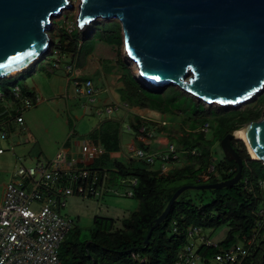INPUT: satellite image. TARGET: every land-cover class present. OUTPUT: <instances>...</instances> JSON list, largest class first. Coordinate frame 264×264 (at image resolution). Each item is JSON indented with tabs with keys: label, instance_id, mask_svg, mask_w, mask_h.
<instances>
[{
	"label": "trees",
	"instance_id": "trees-1",
	"mask_svg": "<svg viewBox=\"0 0 264 264\" xmlns=\"http://www.w3.org/2000/svg\"><path fill=\"white\" fill-rule=\"evenodd\" d=\"M53 27L52 22L48 33L51 41L50 48L38 63L13 77L0 79V92L4 96V102L12 101L10 89L14 86H18L23 95L29 93V88L19 82L30 77L38 64L46 61L48 56L56 55V52L65 58H70L76 68L84 65L85 59L92 51V47L85 46L84 42L93 43L98 38L107 44L114 45L117 51L122 44L119 27L108 29L109 31L104 30L99 26V20L90 24L84 32L57 29L54 33ZM118 63L124 68L120 60ZM121 79L124 87L118 91L121 93L122 102L128 107L149 110L162 115H172L174 112L185 113L192 120L188 129L182 128L179 135H174L165 127H157L154 130L159 135L162 134L167 143L176 147L182 162L180 158L179 161L172 162V168L166 174V171L162 172L160 168L154 169V164L133 159L122 149V123L112 119L100 122L89 132L88 142L100 145L105 153L92 162L91 171L98 175L99 182L105 181L107 185L119 184L126 177L137 179V186L133 189L132 197L138 201L139 207L137 211L121 221L120 228H115V221L112 219L94 218L88 240L60 244L62 252L58 254L61 263L173 264L177 252L187 242L188 230L194 227L202 231L226 226L228 228L226 238L218 244L221 249L234 245L242 238H249L252 227L258 219L256 211L259 207L264 208V192L258 186L259 181H264V166L259 161L249 158L242 142L234 141L232 146L244 161L238 184L231 188L211 190L208 196L194 195L189 198L182 193L173 203L166 219L152 230L148 244H144L150 227L162 214L170 198L179 188L216 183L214 166V173L210 174L207 181L201 177L212 166L211 150L215 143H220L225 135L238 128L230 125L229 119L220 118L212 138L207 139L206 134L200 132L199 128L204 121H208L207 118L221 115L222 109L206 107L172 86L157 90L147 88L140 91L139 82L134 77L122 76ZM2 107L3 103L0 105V115L3 116V118L0 116L1 120L6 117ZM257 116L258 113L251 111L246 118L242 119V122L254 121ZM142 123L146 127L149 124L141 118H134L127 130L131 131L136 141L134 144L140 149L144 144L138 142L136 137L138 127ZM147 130L151 131L148 127ZM194 149L199 153V157L188 153ZM226 163L229 164V174L225 176L224 181L233 178L237 173V165L234 162L226 161ZM198 252L202 256L201 261L208 264L220 252V249L203 246ZM131 254L137 255L141 261L133 260ZM242 264H264V241L258 242L250 250V255L242 261Z\"/></svg>",
	"mask_w": 264,
	"mask_h": 264
},
{
	"label": "water",
	"instance_id": "water-1",
	"mask_svg": "<svg viewBox=\"0 0 264 264\" xmlns=\"http://www.w3.org/2000/svg\"><path fill=\"white\" fill-rule=\"evenodd\" d=\"M72 7L71 0H0V79L35 59L38 63L50 48L52 19ZM77 8L78 30L97 20L118 21L125 58L152 82L150 89L172 86L204 105L232 109L264 91V0H78ZM240 129L244 141L234 138ZM234 141L264 166L263 116L219 143L224 159L237 165L236 175L179 188L150 227L145 245L186 190L238 184L244 161Z\"/></svg>",
	"mask_w": 264,
	"mask_h": 264
},
{
	"label": "rangeland",
	"instance_id": "rangeland-1",
	"mask_svg": "<svg viewBox=\"0 0 264 264\" xmlns=\"http://www.w3.org/2000/svg\"><path fill=\"white\" fill-rule=\"evenodd\" d=\"M71 1L72 9L64 10L58 17L52 19L54 33L57 32V29L67 30L68 26L75 28L79 32H84L88 28L78 30L76 24L78 0ZM99 26L104 30L119 27L122 39L118 21L99 20ZM56 41L57 39L55 38ZM84 45L92 47L91 54L85 59L83 66L74 67L73 74L79 79L90 78L92 80L97 94L94 103H90L87 98L75 95L73 83L70 82L68 84L67 82L64 71L65 61L60 63L58 69L54 68L57 58L55 54L48 56L46 61L38 64L37 69L30 77L19 82L21 85H25L30 90L35 91L40 100L34 107L21 112L22 127L15 122L12 116L13 111L19 105L12 101L4 103L5 107L8 108L6 117L2 120L0 119V135L6 134V139L0 140V148L4 151L3 155H0V202L3 199L4 188L19 167L34 168L37 162L47 164L61 148H64L66 152L67 161L77 160V156H79L78 152H76L78 146L83 142L89 143V132L105 119L124 121L122 123V149L128 154L126 145L132 135L131 131L129 133L126 130L130 116L126 112L132 114L133 108H125L126 112L123 109H117L110 115L105 114L103 110L105 106L112 103H123L120 98L121 93L118 91L124 87L122 76L134 77L139 82L138 89L140 91H144L147 88L139 81L133 65L127 62L123 42L118 51L114 45L107 44L98 38L93 43L84 42ZM118 60H120L124 68L119 65ZM66 62H70V58L66 57ZM147 86L150 85L147 84ZM205 106L223 110L218 117L207 118L211 128L206 133V138L211 139L220 118L229 119V124L233 125L234 128L244 126L246 123L245 121L242 122V119L246 118L251 111L258 113L257 119L254 121L263 118L264 91L260 96L236 109L217 105ZM139 111L142 112L141 110ZM145 112L153 120L146 122L149 123L147 127L151 131L156 128V125L152 124V122L158 123V120H164L167 124L165 129L171 131L174 135H179L182 128L188 129V126L192 123V120L185 113L174 112L172 115H162L149 110H145ZM153 136L154 138L141 148L147 155L154 156L153 168L155 169L160 166L157 156L160 152L167 150L168 143L160 140V138L164 137L162 134L159 135L154 131ZM73 142L76 145H73ZM211 153V164L216 169L214 173L216 183L222 182L225 176L229 174V164L224 159L219 142L215 143ZM179 158L181 161V155H179ZM166 168L167 174L170 172L172 165L167 164ZM131 179V177H126L119 184L111 185H107L103 181V188L100 194L93 198L60 197L58 204L55 206V211L60 217H65L73 223L62 243L71 244L75 241L85 242L88 240L93 228L94 218L96 217L112 219L115 221V228H120L121 221L128 218L132 212L137 211L139 207V203L135 198L127 196L128 191L131 190L133 192V189L130 188ZM66 185L72 186L71 183H66ZM210 191L186 190L183 194L192 198L194 195L208 196ZM39 206L38 203H34L33 208L37 209ZM227 231L228 228L226 226L214 230L203 229L202 236L213 244H220L225 240ZM60 247L58 253L62 252V246ZM197 264L204 263L199 261ZM208 264L216 263L210 260Z\"/></svg>",
	"mask_w": 264,
	"mask_h": 264
},
{
	"label": "built area",
	"instance_id": "built-area-1",
	"mask_svg": "<svg viewBox=\"0 0 264 264\" xmlns=\"http://www.w3.org/2000/svg\"><path fill=\"white\" fill-rule=\"evenodd\" d=\"M73 30L75 28L67 27L68 32ZM56 57L54 68L58 69L60 63L65 61L64 71L67 82L68 84L73 83L75 95L87 98L90 103H94L97 94L92 80L76 78L73 74L74 62H66V58L58 52H56ZM139 81L149 88L145 81L140 78ZM10 98L12 102L19 105L13 111V119L22 127L21 112L38 104L39 97L24 96L19 87L14 86L10 89ZM4 101V96L0 92V105ZM127 107L126 103L110 104L105 106L103 112L110 115L118 108ZM155 125L156 128L165 127L166 123L161 121ZM209 129V122L204 121L199 131L206 134ZM126 130H129V127ZM152 138L153 132L148 131L142 123L138 127L136 140L145 145ZM5 139L6 134H1L0 140ZM127 152L133 159L154 164V156L147 155L135 144L128 147ZM2 153L4 151L0 148V154ZM104 153V149L98 144L82 143L78 148L80 156L78 160L67 161L66 152L64 148H61L47 164L37 162L34 168L19 167L14 172L4 188L3 199L0 202V264H62L58 254L59 246L73 223L65 217H60L55 211V206L60 197L93 198L100 194L103 181L99 182L98 175L91 171L90 165ZM188 153L199 157L195 149ZM179 154L176 147L168 143L167 150L160 152L157 156L160 170L165 172L167 164L179 161ZM213 173L212 165L201 177L207 181ZM66 183H71L72 186H67ZM136 186L137 179H131L130 188L134 189ZM258 186L264 192V181H259ZM127 196L132 197L133 192L128 191ZM34 203H38L39 208L34 209ZM256 213L258 219L252 227L249 238H242L225 249L219 248L218 244H213L202 236L199 228L189 229L186 236L187 242L177 252L173 264H197L202 260L198 251L203 246L220 249L213 259L216 264H242V261L250 255V250L258 242L264 241V208L259 207ZM131 258L141 261L134 254H131Z\"/></svg>",
	"mask_w": 264,
	"mask_h": 264
},
{
	"label": "crops",
	"instance_id": "crops-1",
	"mask_svg": "<svg viewBox=\"0 0 264 264\" xmlns=\"http://www.w3.org/2000/svg\"><path fill=\"white\" fill-rule=\"evenodd\" d=\"M37 69V68H36ZM29 93H27V94H24V96H27V97H30V98H34V97H36L37 96V93L35 92V91H33V90H30L29 89ZM31 93V94H30ZM4 103H6V102H4ZM3 103V107H2V109L4 110V112H6V110H5V104ZM112 104H115V103H112ZM8 108V107H7ZM6 108V109H7ZM118 109H123V108H118ZM125 112H126V109H123ZM132 110H134V111H132V114H134V115H132L130 112H126V113H128V115H130L129 116V118H128V121H127V125H126V128L127 127H129V125H130V123H132V121L134 120V118H143V121H145V122H147L148 120H152V118L148 115V114H146V112H145V110H141L142 112H140L139 111V109H132ZM13 114V113H12ZM1 116V115H0ZM2 118H3V116H1ZM112 120H116V121H121V120H118V119H112ZM153 121V120H152ZM161 121H163V122H165L164 120H158V122H161ZM121 123H124V121L122 120L121 121ZM166 123V122H165ZM152 124H155L154 122H152ZM167 125V124H166ZM98 126V125H97ZM157 128H155L154 130H156ZM154 130H153V132H154ZM160 140H162V141H165V139L164 138H160ZM134 142H136L135 141V137L132 135L131 136V138H130V140H129V143L126 145V147L128 148V147H130L132 144H134ZM83 143H85V142H83ZM73 145H76V143L75 142H73ZM81 145V144H80ZM78 148H79V146H78ZM76 152H78V149H77V151ZM57 154V153H56ZM55 154V155H56ZM75 154V153H74ZM74 154H73V156H74ZM0 155H3V153L2 154H0ZM54 155V156H55ZM114 156L115 155H117V154H113ZM119 155H117V157H118ZM79 157L80 156H77V160L79 159ZM54 158V157H53ZM74 160H76V159H73V161ZM51 161V160H50ZM49 161V162H50ZM12 178V177H11ZM11 180V179H10Z\"/></svg>",
	"mask_w": 264,
	"mask_h": 264
},
{
	"label": "bare ground",
	"instance_id": "bare-ground-1",
	"mask_svg": "<svg viewBox=\"0 0 264 264\" xmlns=\"http://www.w3.org/2000/svg\"><path fill=\"white\" fill-rule=\"evenodd\" d=\"M36 60L37 59H35V60H33V61H31V62H29V63H27V64H25V65H23V66L15 69V70H13V71H11V72L3 75L2 77H13L14 75H17V74L23 72L24 70H26L28 67H30L32 64H34L36 62ZM137 75H138V77L140 79H142L143 81H145L146 83H148V85H150V86L153 87L152 82L149 79H147L144 75H142V74H140V75L137 74ZM183 89H186V85L183 86ZM234 138L235 139H238V140H241V141H244V131L242 129H240L239 131H237L235 133ZM250 156H251V158H254V156H253V154L251 152H250Z\"/></svg>",
	"mask_w": 264,
	"mask_h": 264
}]
</instances>
